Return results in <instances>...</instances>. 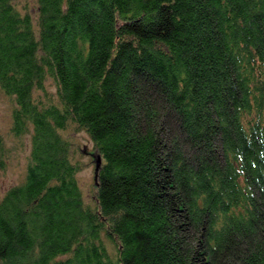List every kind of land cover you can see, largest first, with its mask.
I'll list each match as a JSON object with an SVG mask.
<instances>
[{"label": "trees", "instance_id": "trees-1", "mask_svg": "<svg viewBox=\"0 0 264 264\" xmlns=\"http://www.w3.org/2000/svg\"><path fill=\"white\" fill-rule=\"evenodd\" d=\"M0 93V264H264V0H0Z\"/></svg>", "mask_w": 264, "mask_h": 264}, {"label": "rangeland", "instance_id": "rangeland-1", "mask_svg": "<svg viewBox=\"0 0 264 264\" xmlns=\"http://www.w3.org/2000/svg\"><path fill=\"white\" fill-rule=\"evenodd\" d=\"M29 1L31 3H34V0H29ZM11 106L12 105L10 99L4 94L0 93V130L4 132L8 128V120L10 117ZM72 135L74 136V141L83 150L81 159L84 162V166L79 174V177L88 196H92L95 191L93 187V183L95 182L94 175H95L96 163L95 160L92 159L88 151L89 150L91 151L93 149L94 146L93 141L85 130L73 132ZM25 141H26V148L17 149L14 152L13 157L8 159V164H7L8 166L6 168V171L0 172L1 192L5 191L12 185L18 183L23 176V173L25 171L26 157L30 145L29 137H26ZM97 161H98V157H96V162Z\"/></svg>", "mask_w": 264, "mask_h": 264}, {"label": "water", "instance_id": "water-1", "mask_svg": "<svg viewBox=\"0 0 264 264\" xmlns=\"http://www.w3.org/2000/svg\"><path fill=\"white\" fill-rule=\"evenodd\" d=\"M100 163H101V158L99 157L98 161L96 163V168H95V178L96 179H97V176H98V170H99Z\"/></svg>", "mask_w": 264, "mask_h": 264}]
</instances>
